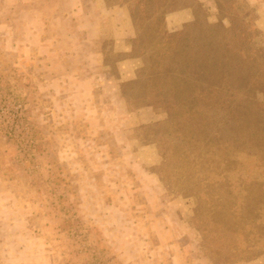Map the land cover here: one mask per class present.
I'll return each mask as SVG.
<instances>
[{"label": "rangeland", "instance_id": "374dc122", "mask_svg": "<svg viewBox=\"0 0 264 264\" xmlns=\"http://www.w3.org/2000/svg\"><path fill=\"white\" fill-rule=\"evenodd\" d=\"M28 2L0 0V264H264V0Z\"/></svg>", "mask_w": 264, "mask_h": 264}, {"label": "crops", "instance_id": "0c3cea01", "mask_svg": "<svg viewBox=\"0 0 264 264\" xmlns=\"http://www.w3.org/2000/svg\"><path fill=\"white\" fill-rule=\"evenodd\" d=\"M29 4V6H26L25 7V9H27L28 8V10H30L31 9V13H33V11L35 10V12H36V14H38V13H40V12H42L41 10H43V9H41L40 7H39V5L37 4V0H29V2H28ZM31 3V4H30ZM19 4H20V2H19ZM96 6H98V9L99 8H104V7H108V6H111V5H107L106 4V0H96ZM115 7V9L117 8V6H114ZM35 14V15H36ZM43 19L42 20H44V16L42 17ZM43 22V21H42ZM100 32V31H99ZM44 35V34H43ZM100 36H101V32H100ZM101 38V37H100ZM13 39V38H12Z\"/></svg>", "mask_w": 264, "mask_h": 264}]
</instances>
